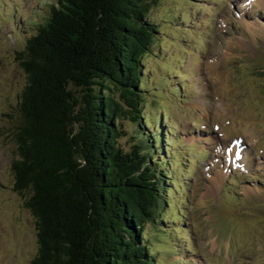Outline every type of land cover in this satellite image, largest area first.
Listing matches in <instances>:
<instances>
[{
    "label": "trees",
    "instance_id": "trees-1",
    "mask_svg": "<svg viewBox=\"0 0 264 264\" xmlns=\"http://www.w3.org/2000/svg\"><path fill=\"white\" fill-rule=\"evenodd\" d=\"M158 3L49 0L16 52L25 84L11 175L35 221L30 264L157 263L146 225L162 236L176 206L144 123L155 102L143 60L164 36L150 15Z\"/></svg>",
    "mask_w": 264,
    "mask_h": 264
},
{
    "label": "rangeland",
    "instance_id": "rangeland-1",
    "mask_svg": "<svg viewBox=\"0 0 264 264\" xmlns=\"http://www.w3.org/2000/svg\"><path fill=\"white\" fill-rule=\"evenodd\" d=\"M29 1L36 4L35 7L30 5L33 9L30 18L37 20L42 6L49 0ZM8 2L10 11L6 12V15L0 14V19L13 25L17 22L20 24L28 22L27 19L21 18L17 2L15 0ZM213 2L212 0H159L158 5L150 10L152 19L159 23L160 30L165 33L162 40V44L167 46L163 49L165 57L170 53L177 54L179 51L180 48L174 43L175 40L191 48L188 55L184 56V66L181 67L191 73L190 79L184 81L188 86L185 96L168 99L166 96L160 97L153 106L162 108L177 122L176 130L183 135L184 143L197 142L195 149L207 151L206 158L196 163L192 169L193 176L189 182L192 191L188 192V202L185 205L193 210L186 214V223L188 230H191L188 235L194 238L193 248L196 250L193 251L194 255L191 251L187 255H171L167 241L163 243V237L156 236L155 232H152V227L146 225L161 264H177L176 260L179 259L187 260L186 264H191L193 259L196 264H258L256 258L259 253L262 255L260 264H264V192L260 194L262 190H256V187L239 178L242 186L247 188V191L244 190V194L247 193L246 200L255 198L252 204L241 198L221 196L220 199H214L211 205V198L216 197L219 192V183L230 172V167L225 165L227 162L225 144L231 138L226 136L220 138L221 132L229 131V134L235 137L238 133L243 143L250 147H258L255 145L257 137L261 138L264 135V72L256 69L250 71L254 73L251 74L245 69L246 76L245 72L242 74V70L249 64L251 69L258 66L264 71V24L261 25L263 31L258 27L256 31H251L244 21L245 18L253 21L264 19L254 7L249 13L240 11L237 15L239 2L233 4L227 0L215 2L222 4L216 9L220 10L217 17H215L217 11H209V15L207 12L205 15L204 8L201 11L200 5L216 7ZM172 13L179 16L187 14L196 17L198 21L208 19V23L213 22V28L209 30L210 27L202 22L198 29L192 31L189 26H194V23H190V20L173 22ZM25 15L29 16L28 11ZM220 16H227L225 27H223L224 22L218 23ZM10 26L12 25L7 22L0 25V264H30L38 248L36 227L32 214L25 207V194L13 188L11 164L14 150L10 131L16 125L17 102L25 84V73L17 60L16 52L24 48L23 40L29 35L32 27L23 24L20 27L22 31L20 29L21 32L17 33V38L14 32L11 33ZM15 29L16 27L13 30ZM169 59L172 61L175 58L170 55ZM148 62L157 76L166 74V69H160L154 57H149ZM179 64L174 61L175 66ZM160 65L164 64L160 63ZM213 94L221 96L224 105L229 106V111L233 115L231 126H224L223 129L218 127V125L223 126V122L218 117L228 115V111L223 109V104L214 103ZM149 100L146 103H149ZM215 106L218 107L219 112L214 110ZM214 112L219 115H215ZM235 115L238 117L236 118ZM193 118L205 119L204 123L212 127L218 139L212 134L208 136L209 138L194 136L199 128L191 125ZM245 118L249 119V123L244 122L246 125H243L240 121L243 122ZM123 126L129 135L132 125L127 120H123ZM129 136L122 137L120 141L124 148H128L131 144L132 138ZM202 139L210 140L203 143ZM263 148L262 146L257 149L259 153L264 151ZM258 157L261 159L258 154L254 156L255 159ZM256 162L258 165L252 168L251 177L263 180L264 160ZM236 172L241 174L240 171ZM220 173L223 176H220ZM244 208H246L245 212H241ZM165 221L173 226L186 225L182 220L170 222L167 218ZM219 225L224 226L223 233ZM182 237L185 236L179 234L178 237H172V241L179 245L180 250H182ZM227 241H231L229 245ZM258 245L262 246L258 248ZM187 248L192 249L191 246ZM201 256L206 257L208 261Z\"/></svg>",
    "mask_w": 264,
    "mask_h": 264
}]
</instances>
